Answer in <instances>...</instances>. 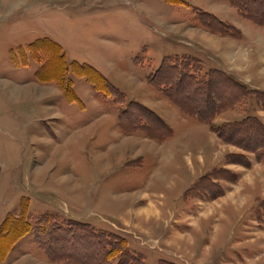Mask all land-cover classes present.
<instances>
[{"label":"rangeland","instance_id":"374dc122","mask_svg":"<svg viewBox=\"0 0 264 264\" xmlns=\"http://www.w3.org/2000/svg\"><path fill=\"white\" fill-rule=\"evenodd\" d=\"M185 1L33 0L20 12L39 18L14 25L0 15V222L27 202L32 215L50 211L63 226L75 219L125 237L144 264H264V154L223 140L148 79L165 56L196 54L203 61L187 72L219 69L249 90L213 123L246 115L264 123L251 93L264 91V64L262 77L240 79L211 67L217 57L201 38L210 18L200 11L227 20L237 10L227 0ZM258 31L251 41L264 49V25ZM43 35L68 61L96 66L124 101L85 93L71 68L83 106L35 82L37 62L22 64L18 45Z\"/></svg>","mask_w":264,"mask_h":264},{"label":"trees","instance_id":"16d2710c","mask_svg":"<svg viewBox=\"0 0 264 264\" xmlns=\"http://www.w3.org/2000/svg\"><path fill=\"white\" fill-rule=\"evenodd\" d=\"M169 1L186 2L185 0ZM229 2L243 16L255 23H264V0H229ZM199 13L209 16L210 20L204 22L211 30L240 36L239 29L232 24L219 20L211 13L204 11ZM28 48L33 56L38 57V52H43L46 57V61L37 72L38 77L55 79L68 99L78 101L70 80L65 81L64 78L67 65L61 46L43 38L28 44ZM183 59L184 61L180 57H175L172 60L165 56L160 66L150 73L148 79L161 87L185 112L209 123L210 128L223 140L264 154V123L258 117L246 115L237 121H225L219 125L213 123L216 112L232 106L249 90L234 77L219 69H210L205 78H197L186 69L191 64L195 65V68L198 67L200 61L190 56ZM71 65L76 73L86 75L96 90L111 96L116 102L124 101L125 94L94 67L76 61ZM215 88L218 92V103L213 99L212 91ZM251 93H254L264 106V91L251 90ZM130 103L149 110L138 102L130 101ZM149 112L153 111L149 110ZM230 157L232 159V154ZM211 176L222 175L211 171ZM31 228L27 202L20 215L7 214L0 225V259H3L12 244ZM34 229L38 243L44 247L53 261H63L66 264H144L140 255L129 250L125 237L110 231H97L85 222L73 219L63 226L55 221L53 213L45 212L37 216ZM159 264L175 263L160 260Z\"/></svg>","mask_w":264,"mask_h":264},{"label":"crops","instance_id":"0c3cea01","mask_svg":"<svg viewBox=\"0 0 264 264\" xmlns=\"http://www.w3.org/2000/svg\"><path fill=\"white\" fill-rule=\"evenodd\" d=\"M229 2V0H227ZM33 0H0V15L4 14L7 15L12 19V23L14 25H19L21 23H24V20H32L35 17L39 16V14L35 15L36 11L30 12V13H25L22 14L20 10L22 7H25L26 9L29 5L30 7H33V4L31 3ZM230 5H232L229 2ZM234 6V5H232ZM235 7V6H234ZM237 10V8L235 7ZM231 18L225 20L219 17L218 15L214 14L213 12L209 11H204L207 13L213 14L216 18H218L221 21L228 22L235 26L237 29L240 31V36H233L230 34H222L218 31L211 30L210 28H207L209 31L203 30L201 32V38H204L206 42L204 43L205 46L208 49H212L214 51V55L217 57L215 59L214 65H211V67H218L221 68L227 72L235 74L238 78L243 79V80H252L251 74H258L259 76H263L262 73L263 71L260 70V67L264 64V49H263V44H256L251 41L253 38H259L260 37V32L259 27L261 25H264V23H255L249 18L243 16L242 14L239 13L237 10L238 14L234 13L233 11H230ZM39 18V17H37ZM246 19H249L253 24L247 23L245 21ZM198 34V32H197ZM49 39L52 40L56 43H58L61 46L62 53L64 55V59L66 62V69L64 72V78L65 81L70 80L71 82V88L77 98L79 99L78 101L76 100H71L68 99L65 95L64 90L61 88V86L57 83V81L53 78H47V79H41L38 77L37 72L40 70L41 66L44 64L46 61V57L43 54V52H38V57L33 56L31 51L28 48V44L38 40V39ZM18 48L20 49L22 53V64L27 63V58L30 56L32 59H34L37 62V69L34 72V80L40 86H48L49 88L53 89L54 91H60L62 96L67 100V101H75L79 105L83 106V101L78 95V93L75 91L74 88V83L73 79L69 76H67V71L69 68L73 71L75 75L78 76H83L86 81L88 82L87 84L80 82L79 85L83 87L84 92L88 93L90 96H95L96 94L103 95V96H109L105 95L103 92L96 90L91 83V81L87 78L86 75L84 74H78L76 73L73 68H72V62L76 61L79 64H87L92 67H94L97 71H99L111 84L119 88L117 85H115L113 80H111L107 75H105L102 71H100L96 66L85 62V61H78V60H71L68 61L66 57V53L62 47V45L56 41L55 39L43 35V36H38L32 41L28 42L25 46L23 45H18ZM197 50H200L198 48ZM11 54V53H10ZM190 56L197 57L203 61L200 56H197L196 54H187ZM11 56V55H10ZM13 58V56H12ZM13 61V60H12ZM15 64V62H13ZM18 63V62H17ZM16 63V64H17ZM203 64V63H202ZM255 71V72H253ZM257 79V78H256ZM258 81V80H256ZM120 89V88H119ZM121 90V89H120ZM124 94L125 92L121 90ZM41 93H46V91L41 90ZM126 95V94H125ZM111 97V96H109ZM112 98V97H111ZM113 99V98H112ZM149 99V98H148ZM141 105L145 106L149 110L153 111L159 119H161L165 124H167V121L163 119V117L156 111L155 108L150 107V105L146 102H141L138 101ZM168 125V124H167ZM50 212V211H47ZM45 213V212H43ZM53 213V212H50ZM7 214H13L15 216H18L21 214V205L18 206L17 210H13V212H8ZM28 214H29V220L32 224V228L25 233L23 236H21L19 239H17L12 246L9 248L7 251L6 255L4 256L3 259H0V264H66L63 261H53L49 257L48 253L46 250L38 243L36 234H35V229H34V224L32 223V220L35 219V217L39 216L42 213H39L37 215H32L31 211L28 208ZM5 215V216H6ZM4 216V218H5ZM3 218V219H4ZM3 219L0 222V225L3 221Z\"/></svg>","mask_w":264,"mask_h":264}]
</instances>
